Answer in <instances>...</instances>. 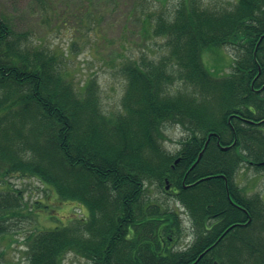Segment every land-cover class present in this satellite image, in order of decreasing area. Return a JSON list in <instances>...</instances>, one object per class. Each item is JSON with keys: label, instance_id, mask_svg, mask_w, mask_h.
<instances>
[{"label": "trees", "instance_id": "1", "mask_svg": "<svg viewBox=\"0 0 264 264\" xmlns=\"http://www.w3.org/2000/svg\"><path fill=\"white\" fill-rule=\"evenodd\" d=\"M153 23L165 53L122 65V111L108 115L96 79L76 87L65 55L0 18V177L38 179L89 212L28 236V264H64L70 252L90 264H264V197L235 181L245 165L264 174V0H180ZM224 46L239 53L216 77L202 53ZM166 124L186 131L176 153ZM152 186L189 216L187 248L173 249L183 222ZM22 200L15 188L0 195V236Z\"/></svg>", "mask_w": 264, "mask_h": 264}, {"label": "rangeland", "instance_id": "2", "mask_svg": "<svg viewBox=\"0 0 264 264\" xmlns=\"http://www.w3.org/2000/svg\"><path fill=\"white\" fill-rule=\"evenodd\" d=\"M215 8H227L235 0H204ZM180 0H0V18H7L18 33H26L35 45L58 53L76 87L91 78L98 81L104 111L108 115L122 111L126 81L121 72L129 59L141 55L157 57L165 53L164 40L152 35L153 20L173 13ZM151 22H150V21ZM150 22V23H149ZM239 51L232 46L205 49L202 60L216 77L233 71ZM164 147L171 153L181 148L186 131L177 124H166ZM236 183L247 196L262 194L264 174L242 166ZM12 188L22 192V210L9 214L6 231L0 236V264H28V236L41 231L72 225L88 218V210L79 203L61 202L48 186L35 178L20 175L0 177V195ZM153 199L167 203L183 222L181 239L173 249L187 248L193 240L189 216L173 196L152 186ZM64 264H90L70 252Z\"/></svg>", "mask_w": 264, "mask_h": 264}, {"label": "water", "instance_id": "3", "mask_svg": "<svg viewBox=\"0 0 264 264\" xmlns=\"http://www.w3.org/2000/svg\"><path fill=\"white\" fill-rule=\"evenodd\" d=\"M211 138H212V135L209 136V138H208V142H207L206 146L208 145V143H209V141H210ZM228 149H229V147H223V150H228ZM202 155H203V153L200 154L199 159H198L197 162L200 161V159L202 158ZM178 162H179V160L176 162V164H177ZM194 166H195V165H194ZM194 166H193L192 168H194ZM207 179H209V178H207ZM170 188H171V186H170V184L167 182V185H166V187H165V190H166V191H169ZM229 198H230V196H229ZM230 200H231V198H230ZM231 201H232V200H231ZM233 227H234V226H233ZM202 257H203V255H201L200 258H202Z\"/></svg>", "mask_w": 264, "mask_h": 264}]
</instances>
